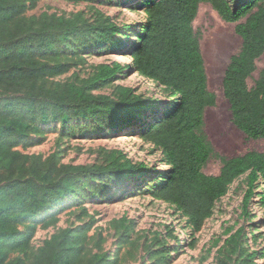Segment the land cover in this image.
Here are the masks:
<instances>
[{"label":"trees","instance_id":"1","mask_svg":"<svg viewBox=\"0 0 264 264\" xmlns=\"http://www.w3.org/2000/svg\"><path fill=\"white\" fill-rule=\"evenodd\" d=\"M39 0H0V264L7 261L4 246L17 240L19 223L52 210L91 181L107 174L123 181L149 174L144 163H134L123 153L112 154L109 165L67 164L53 153L47 157L18 149L34 144L31 131L51 123L103 119L111 128L138 124L140 136L162 149L170 165L161 173L151 195L169 202L185 215L195 231L210 218L216 203L228 193L236 178L248 173L243 197L247 212L258 187H264V154L248 151L225 158L218 155L205 132V110L216 103L208 89L200 37L194 21L202 3H210L221 18L234 22L242 37L240 51L231 57L223 88L234 124L249 138H264V68L253 87L248 79L264 54V0H149L146 21L137 30L128 70L170 89L176 99L157 119L147 120L159 102L121 89L119 99L94 94L95 86L123 72L120 63L104 65L92 76L60 80L72 64L62 59L64 46L90 42L105 47L121 26L100 16L91 22L83 12L71 16L43 12L28 15ZM95 2L98 0H67ZM129 28V27H128ZM130 29H128L129 31ZM117 40L112 46L119 47ZM212 156L222 160L218 174L204 166ZM264 199V195L262 197ZM45 221L46 225L52 224ZM86 230L65 228L46 239L27 264H106L104 253L82 252L79 241ZM235 248L242 255L238 243Z\"/></svg>","mask_w":264,"mask_h":264},{"label":"rangeland","instance_id":"2","mask_svg":"<svg viewBox=\"0 0 264 264\" xmlns=\"http://www.w3.org/2000/svg\"><path fill=\"white\" fill-rule=\"evenodd\" d=\"M149 0H98L72 2L39 0L27 14L43 12L71 16L83 12L91 22L97 17L121 26V31L105 47L87 46L88 37L81 42L64 46L62 59L70 61L71 69L60 80L83 79L92 76L100 67L120 63L123 72L106 82H100L94 94L119 99L121 89L159 102L147 120L157 119L176 96L165 86L152 81L135 70H128L132 61L131 45L137 30H142ZM241 0H231L238 4ZM248 1V0H244ZM236 23L221 18L210 3H202L194 21L200 37L208 89L216 103L205 110V132L214 151L225 158L243 155L248 151L264 154V138H249L233 122L230 103L225 96L223 79L231 57L242 47L243 39L235 30ZM129 27V28H128ZM128 29H130L128 31ZM121 41L119 47L112 46ZM257 69L248 79L250 87L264 68V54L257 60ZM138 124L114 129L103 119L51 123L41 130L31 131L34 144L18 149L47 157L53 153L62 163L109 165L112 154L123 153L134 163H144L149 174L123 181L107 174L78 189L52 210L34 219L19 223L17 240L4 246L7 261L20 258L31 262L44 241L65 228L86 230L88 240L79 241L83 253H104L106 264H264V187H258L248 211L243 212V197L248 173L240 175L230 185L228 193L217 203L213 215L200 231H195L188 218L169 202L151 195L161 173L170 165L162 149L140 136ZM222 160L212 156L203 168L207 174H218ZM53 223L46 225L45 221ZM242 247V255L235 244Z\"/></svg>","mask_w":264,"mask_h":264},{"label":"water","instance_id":"3","mask_svg":"<svg viewBox=\"0 0 264 264\" xmlns=\"http://www.w3.org/2000/svg\"><path fill=\"white\" fill-rule=\"evenodd\" d=\"M244 132V131H243Z\"/></svg>","mask_w":264,"mask_h":264}]
</instances>
